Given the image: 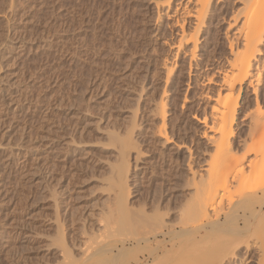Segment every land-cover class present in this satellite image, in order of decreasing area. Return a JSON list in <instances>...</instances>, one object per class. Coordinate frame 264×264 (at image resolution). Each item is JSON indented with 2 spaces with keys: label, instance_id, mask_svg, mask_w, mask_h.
Returning <instances> with one entry per match:
<instances>
[{
  "label": "rangeland",
  "instance_id": "1",
  "mask_svg": "<svg viewBox=\"0 0 264 264\" xmlns=\"http://www.w3.org/2000/svg\"><path fill=\"white\" fill-rule=\"evenodd\" d=\"M163 1L0 0V264H214L221 254L257 264L264 208L246 222L232 214L234 194L206 219L190 216L216 154L194 118L210 124L214 58L230 57L225 28L239 1L200 13L194 56L175 20L198 6ZM186 20L192 32L197 20ZM236 118L232 140L247 132Z\"/></svg>",
  "mask_w": 264,
  "mask_h": 264
},
{
  "label": "bare ground",
  "instance_id": "2",
  "mask_svg": "<svg viewBox=\"0 0 264 264\" xmlns=\"http://www.w3.org/2000/svg\"><path fill=\"white\" fill-rule=\"evenodd\" d=\"M172 1L174 0H165L163 1L164 3L162 2L163 4L161 5H164L168 8L170 7ZM192 1L193 0H187V3L190 4L192 3ZM194 1L193 3H195V6L199 7V8L197 7L196 9L197 12L193 14L192 12H190L191 11L190 9L188 11L185 9L186 11H183L185 12L184 16L182 17L181 15V17H178L175 20L177 27L180 28L181 31V34L179 35L180 39H178L179 41L177 40L178 41L177 43H179V45L181 44V46L190 43L193 49L190 50L189 48L191 56L193 52L196 50L197 43L199 42L197 39V33H198V29H200L199 27H201L200 19L201 17L202 18L204 17V15L202 14L201 16L200 13H202L203 10H205L208 7L209 8L214 7L217 3V1L215 2V0H194ZM238 1L240 7H238L237 10L234 12L235 14L231 13V16L229 17V21L226 22L227 27L225 28L226 33L227 34L229 33V36L226 38L225 42L227 43V50L229 51L228 55L230 57L223 58V62H222V59L220 57L216 58L214 56L215 57L214 63L217 64V66H215V72L220 75V80L217 83L218 86L215 92L214 105L210 108L211 110L210 124H208L209 123L207 122L208 120L204 118L205 116L202 118V120L201 118L200 119L194 118V120L197 123L202 124L206 128V130L213 133V135L210 136L208 139L214 145L213 149L215 150L213 151H215L216 154L220 152L218 155L214 154L215 156L212 154L213 156L211 157V160L207 162L206 167L203 168L204 173L198 175L200 180L199 183L201 184L202 181V183H204L205 185L203 184L202 187H199L200 184L194 182L195 183L194 184L195 192L193 191L194 199L192 198L194 204L192 205L190 216H192V218L197 221H202L206 219L207 211L215 209L216 201L217 200L221 201L224 196H228V195L236 194V198L233 201V203L235 204V208H234L235 210L234 209L233 210L235 212L234 211L231 212L232 214L236 213V214H241L242 216L244 215L246 218L243 219H246L245 220L246 222L248 216H252V218H254L255 216H260L264 208V183H263L264 182V92L263 90L264 89H262L264 84V0H238ZM192 17L197 21L195 20L196 22L193 23L195 24L194 25L195 27L193 26V31L191 30L192 32L187 33V31H185V28L186 25H189L190 22H188L186 18H192ZM189 29H192V27ZM208 62L209 60H206L205 65L207 66L214 65V64H206ZM188 66L190 70L192 66L190 64ZM172 68H170L171 70L168 71L169 74L167 73L168 75L167 77H169V75L172 74L173 72ZM179 76L177 77L179 78ZM248 91H251V95L254 96V98L251 100H248L246 96ZM164 99L165 98L163 99L160 98V100L158 101L159 103L157 102L158 107L157 104L155 107V110H158L155 111L157 112L156 115L159 114V116L158 115L157 116L162 118L161 120L162 122L165 120L164 116L166 115V111H165L166 105L164 103L166 100L164 101ZM246 102L248 103L247 104L248 107L251 105L250 106L251 108H246ZM237 116H242V120L247 121L246 123L247 132L244 136L238 135L239 136V137L237 136L238 140L237 139L232 140L235 134L234 132L236 127L234 125L235 122L237 121L236 118ZM161 126L162 127H159L157 131L160 139L165 144L172 143L170 142V138H169L171 136L168 137V134L166 132L165 129L166 127L163 124ZM204 136L205 135H203V137ZM255 136H260L261 139L255 141L254 139ZM177 146L179 147V144ZM185 151H187V149ZM240 151H241V153L239 154L240 156L239 155L235 156L234 153L236 152L239 153ZM196 180H198V178H196ZM203 187L206 188L203 189ZM201 188L202 190H200ZM126 190L127 189L125 186V191ZM228 198L231 199V197ZM233 198L234 197H232V199ZM120 200L121 199H119V201ZM227 214L229 213L227 212ZM229 216L230 215L226 217L229 219ZM159 219H157V222H160L158 221ZM228 219H226L225 221L227 222ZM233 219L234 220L232 221L234 225L235 218ZM262 219L258 222V224L256 223L257 227H255L257 229L255 232V235L257 234L256 235L257 240L255 238V241H257V244L259 246V251L260 249H262L261 252L262 254L259 255L260 258L257 261V264H264V220ZM133 224H135V221ZM154 224H156V221ZM219 224L220 221L212 223V225H219ZM147 225H149V222ZM244 225L245 227L247 226L246 223ZM122 226L123 229H120V232H122L126 228V226L124 228V224ZM136 226L137 225H135L134 227ZM156 227H158V225ZM127 228L130 227H128L127 225ZM150 228H152V226H150ZM194 243L196 242L192 241L191 245L190 244L189 245L193 247ZM226 255L221 254L220 256H218V260H216L214 264H222V262L226 260L225 259Z\"/></svg>",
  "mask_w": 264,
  "mask_h": 264
}]
</instances>
